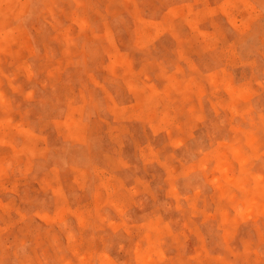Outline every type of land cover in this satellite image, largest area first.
Segmentation results:
<instances>
[{"label": "rangeland", "instance_id": "obj_1", "mask_svg": "<svg viewBox=\"0 0 264 264\" xmlns=\"http://www.w3.org/2000/svg\"><path fill=\"white\" fill-rule=\"evenodd\" d=\"M0 264H264V0H0Z\"/></svg>", "mask_w": 264, "mask_h": 264}]
</instances>
